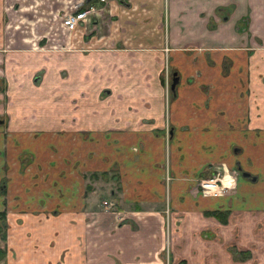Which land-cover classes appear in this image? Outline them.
<instances>
[{
    "label": "crops",
    "instance_id": "0c3cea01",
    "mask_svg": "<svg viewBox=\"0 0 264 264\" xmlns=\"http://www.w3.org/2000/svg\"><path fill=\"white\" fill-rule=\"evenodd\" d=\"M114 13L106 43L86 41L108 46L103 48L107 60H115L103 69L116 79L99 88L95 100L90 85H79L70 76L61 85L23 84L40 70L38 50L0 53V75L7 78L13 68L23 81L16 85L15 97L9 80L0 91L5 258L9 250L22 248L23 233L36 236L42 223L56 217L73 221L76 213L84 217L90 202V193L84 196V176L106 172L110 183L89 191L112 195L121 212L139 211L142 220L137 230L119 228L120 223L111 228L112 212H93L103 229L104 253L131 246H148L152 252L130 250L139 259L120 257L121 264L153 263V252L162 247L164 217L171 264L180 259L186 264H247L256 252L264 264V241L253 247L244 224L233 225L238 218L264 222V0H137L132 8L119 6ZM80 53H46L52 55L44 60L40 79L54 81L63 68L74 71L75 60L85 69L88 63ZM165 72L177 76L169 101L161 82ZM80 90L87 94L76 95ZM222 162L249 176L236 177L235 189L227 195H202L197 179ZM216 209L228 210L225 223L204 214ZM17 227L23 233L13 234ZM213 228L225 230L226 245H214L205 236ZM178 244L185 249L176 250ZM236 252L251 257L237 260Z\"/></svg>",
    "mask_w": 264,
    "mask_h": 264
},
{
    "label": "rangeland",
    "instance_id": "374dc122",
    "mask_svg": "<svg viewBox=\"0 0 264 264\" xmlns=\"http://www.w3.org/2000/svg\"><path fill=\"white\" fill-rule=\"evenodd\" d=\"M75 1L76 0H0V53H16L17 51L22 52L24 50H38L36 53L41 54L42 60L40 70L34 72L31 78H29L31 74L28 75V81H26V83H23L22 79L19 80L12 73L14 71L13 68L7 73L8 79L6 78L5 73L0 75V91H5L8 88V80L9 85H11V97H15L17 95L16 85L18 84L35 83L61 85V83L63 84V82L66 81L65 79L70 76L73 81H78L79 85H90V98L95 100L97 99L99 88H108L110 83L115 81V75L109 73V69H103V64L110 62L113 63L115 60H107L108 55L106 54L108 53L104 52V49L101 48V46H99L100 48L97 47V45L89 47L86 45L87 43L84 44L80 41L81 38H85L84 36H81L84 35L80 32L81 30H77L70 34V38L74 40V47L76 46V48H72V45H67V35L61 26L60 19L62 14L68 11ZM111 1H113L112 4H117L126 0ZM162 24H164V22ZM163 31L165 32V29ZM74 49L81 52L80 54L83 55L84 61L88 63L85 69H82L83 67L81 66V63L75 60L74 71L68 72L65 71L67 69L62 67L63 69H60L58 74L54 77V81L48 80V76H45L46 82L40 79L46 69L44 60L48 59V55H52L46 53L57 52L60 53L57 54L58 56H64L68 51ZM102 55L106 56L99 58V56ZM167 57L169 58V53ZM167 67L169 69L171 68L169 64H167ZM23 74L27 75V73ZM34 78H37L36 82L33 81ZM165 78L167 83L164 84V97L167 101H169L172 95L168 88L171 83L170 72H168L167 77ZM71 83L73 82H70L68 85ZM86 94L87 91L80 90L76 95L85 96ZM34 96L36 97L35 101H37L38 97L36 94H34ZM6 99L7 98H4L3 100L5 101ZM95 179L96 182L92 188L103 187L108 184L107 182L110 183L109 179L103 180L102 176L96 177ZM88 193H90L88 196L90 201L88 206L89 209L87 211L86 209L82 211L85 214V216L83 215L84 217H80L79 213H76L73 221L65 217H56L50 222L48 221L44 224L42 223L40 225L42 228L37 231L36 236L31 235L29 232L24 234L19 227L14 228L16 231H14V233L12 232L13 234L17 235L23 233V236H20L22 238L19 244L22 248L20 249L18 247L19 250H9L6 258L4 256L0 259V264H18V260L21 261V256L24 254L23 249L29 247V245H31V247L26 248V252H28L26 260H22L25 264H29L28 262L33 261L39 262L44 259L56 261V264H98L99 261H113L115 263L117 262V264H121L119 259L120 257H122L123 261L139 259V255L137 256L135 252L130 254V250L135 251L136 248H138L145 249L147 255L152 253L151 250L147 248L148 246L145 248H141V246H131L130 248L127 247L125 249L120 247L121 249L116 250L115 253H104L101 244L102 238L100 235V230L103 229L99 228L100 225L97 218L95 221L90 218V214L92 213H89L88 211L92 210V212H95L98 215V211L101 208V201L105 199L109 201L112 200V198L104 195L103 192H96L94 195L90 191ZM91 202L92 205L90 206ZM111 216H109L108 219L109 227L111 228H117L116 224L120 223L119 228L122 227L120 225H123V228L125 229L135 228V230H137L139 229L140 222L142 220L140 212L133 209L127 213H124L123 211L120 212V214L112 213ZM216 219L221 222L220 218L216 217ZM161 222L164 227L161 240L158 244H162V247L158 252H153V263L171 264V250L169 253L167 250V232H170L168 220L164 217ZM175 223L178 226L179 221L177 220ZM239 224H244V227L246 228L245 230L250 232L247 233L249 236L248 239L252 241L253 247L258 248V241H264L263 220L254 219L252 217L233 220L234 227L239 226ZM173 228L177 229V227ZM203 233H205V236L210 235L207 238L213 239L212 241L214 245H226L227 239L224 237L225 230L218 231L216 228H213L211 230H205ZM203 233H201V235ZM179 238L182 237L175 238L174 236V240ZM188 239H190V236L186 237V240ZM148 242L149 246L152 245L150 240H148ZM17 244L18 242L15 243L14 246ZM111 244L119 245L118 242H112ZM135 245H139L137 238L135 239ZM175 248L176 250L178 249L183 251L185 246L178 244ZM43 254H45V256L42 258ZM168 255H170V258H168ZM254 255L255 259L249 260L250 262L247 264H259L258 253L256 252ZM235 259L237 258L235 257Z\"/></svg>",
    "mask_w": 264,
    "mask_h": 264
},
{
    "label": "flooded vegetation",
    "instance_id": "af4514ba",
    "mask_svg": "<svg viewBox=\"0 0 264 264\" xmlns=\"http://www.w3.org/2000/svg\"><path fill=\"white\" fill-rule=\"evenodd\" d=\"M136 0H126V1H121L119 3H114L111 6H109V10H104L102 12L99 13L98 17L94 18L91 20V22H89L87 25H85L83 28V26H79L77 28V30H81L80 32H82L85 38H81L80 41H82L84 44H86L87 40L92 39L91 43L93 42H99L100 40L104 39V43H106L107 38H109V36L111 35L113 29H114V19H115V9L116 7L119 6H123V7H130L132 8V5H134ZM113 2V1H112ZM143 9V8H142ZM64 29V28H63ZM75 30V31H77ZM65 31V30H64ZM75 31H71V32H66L67 35V40L66 43L67 45H72V48H76V46L74 47V40L70 38V34L75 32ZM95 38V39H94ZM89 47L93 46V45H89L86 44ZM108 46L106 45H102L101 48H107ZM167 72H165L164 77L162 78L163 80L161 81L164 87V84L167 83L166 78L167 77ZM171 74V81L174 77L177 78L176 74L170 73ZM177 83V81H176ZM173 86V89L170 88V84H169V90L171 93H174V89H175V85ZM98 174H100L99 176H102L103 180H107L108 176L106 172H100V173H96V172H90L89 174H87L86 176H84V179L86 180V184H85V193L84 196L88 193L89 189L93 186L92 184L96 181V177H98ZM244 176H249L247 172L242 171L239 168H235V167H228L225 163H219L218 165H214L211 173L208 176H204L202 178H198L196 181V185H197V189L198 191L204 195V196H222V195H227V193H231L233 191V189H235V179L236 177H244ZM212 185L211 188V193H207L204 192V189L206 185ZM111 195V194H110ZM110 198H112V200H102L101 201V208H105L107 209L109 212L112 213H117L120 214V210L118 207L117 202L115 201V198H113V196L111 195ZM115 201V202H114ZM4 211V210H2ZM216 212L218 218H220V221L225 223L227 221V211L228 210H220V209H216V210H212V211H206V212ZM90 214V218L93 219V221L96 220L97 217H95V213L92 212V210L88 211ZM205 215H208L206 213H204ZM4 215H5V224H6V213L4 211ZM208 216H213V217H217L214 215H208ZM6 229H7V225H6ZM6 231V236H7V230ZM6 240V238H5ZM5 244V241H4ZM2 245V243H1ZM5 251H6V244H5ZM235 257L238 259L237 256H239V258H243V259H248L250 258L249 254H243L242 252H236ZM183 260V259H180ZM178 262V261H177ZM176 262V263H177ZM185 262V261H184ZM175 263V264H176ZM186 264V263H185Z\"/></svg>",
    "mask_w": 264,
    "mask_h": 264
},
{
    "label": "built area",
    "instance_id": "2783aa9c",
    "mask_svg": "<svg viewBox=\"0 0 264 264\" xmlns=\"http://www.w3.org/2000/svg\"><path fill=\"white\" fill-rule=\"evenodd\" d=\"M111 0H76L75 3L61 16V26L66 32L77 30L79 26L87 25L92 19L98 17L99 13L109 10ZM204 192L211 193L212 185H206Z\"/></svg>",
    "mask_w": 264,
    "mask_h": 264
},
{
    "label": "trees",
    "instance_id": "16d2710c",
    "mask_svg": "<svg viewBox=\"0 0 264 264\" xmlns=\"http://www.w3.org/2000/svg\"><path fill=\"white\" fill-rule=\"evenodd\" d=\"M208 215H214L217 216L216 212H205ZM218 218V216H217ZM6 224H5V215L4 211H0V259H2L5 256V238H6ZM2 243V245H1ZM239 258V256H237ZM176 264H185L184 260H179Z\"/></svg>",
    "mask_w": 264,
    "mask_h": 264
},
{
    "label": "water",
    "instance_id": "95a60500",
    "mask_svg": "<svg viewBox=\"0 0 264 264\" xmlns=\"http://www.w3.org/2000/svg\"><path fill=\"white\" fill-rule=\"evenodd\" d=\"M176 81H177V78L174 77V78L172 79V81H171V84H170V88H171V89H173V86H174V84L176 83Z\"/></svg>",
    "mask_w": 264,
    "mask_h": 264
}]
</instances>
